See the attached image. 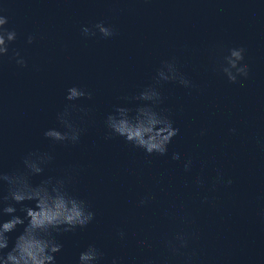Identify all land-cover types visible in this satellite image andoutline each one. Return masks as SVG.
<instances>
[{"label":"water","instance_id":"obj_1","mask_svg":"<svg viewBox=\"0 0 264 264\" xmlns=\"http://www.w3.org/2000/svg\"><path fill=\"white\" fill-rule=\"evenodd\" d=\"M0 6L17 32L9 55L19 51L28 65L8 58L0 65V169L22 170L28 153L46 152L53 160L32 183L69 178L71 193L95 212L85 229L56 236L63 244L56 264L264 158V0H0ZM101 21L117 35H82V27ZM233 47L246 50L250 69L236 84L213 71L220 50ZM173 58L194 87L159 86L160 107L179 129L168 154L146 156L122 138L105 139L107 115L137 107L125 98L151 85L161 63ZM73 86L92 95L73 102L83 110L73 112L80 141L53 143L44 132L60 128L57 114ZM145 197L151 199L138 206ZM22 231L9 234L5 251Z\"/></svg>","mask_w":264,"mask_h":264},{"label":"clouds","instance_id":"obj_2","mask_svg":"<svg viewBox=\"0 0 264 264\" xmlns=\"http://www.w3.org/2000/svg\"><path fill=\"white\" fill-rule=\"evenodd\" d=\"M6 9L0 6V65L4 59L15 61L19 68H26L27 61L21 57L19 51L9 49L17 40L15 29H9L8 17L4 14ZM85 38H93L99 34L102 39H110L117 35L116 30L106 26L105 22L81 28ZM35 36L29 35L27 43L33 44ZM219 61L213 67L214 72L221 73L229 83L236 84L238 78L248 79L250 69L244 62L245 49L233 47L227 49V54L221 49ZM163 83H178L185 88H192V82L181 73L175 58L163 61L153 83L131 98L139 102L134 109L116 107L107 115L104 123L107 129L105 139L122 138L126 144L142 150L146 156L163 157L168 154V146L179 134V129L174 127L167 109L160 106L163 97L159 86ZM66 100L70 102L61 113L57 114L60 128L48 129L44 132L45 139L60 144L76 145L81 138V129L73 120V112L83 111L73 103L81 99H92L87 90L73 86L67 89ZM62 129V130H61ZM233 132L235 129L232 130ZM173 161H179V153H173ZM53 157L48 153L34 151L23 158V169L12 173H5L0 169V217L9 216L7 221L0 222V264H56V254L63 249L56 236L62 233H74L77 229H85L95 219V212L85 199L74 196L69 190V178H52L41 180L33 184L32 178L41 176L45 167ZM192 161L189 159L184 164V171L191 170ZM222 182L218 175L216 183ZM198 186H203V179L197 178ZM228 180L227 184L231 185ZM6 186V189H5ZM151 197L140 200L138 206L146 205ZM25 202H34V207L25 206ZM207 202V199H205ZM17 205L23 217L16 215ZM22 227L23 231L15 239L11 250L9 248V234ZM124 237V233H119ZM193 238L186 232H177L175 236L166 241V247L172 255H182L181 250L189 247V240ZM103 253L94 245L89 244L86 250L79 254L78 264H99ZM112 264H118L113 260ZM185 264H191V255L187 256Z\"/></svg>","mask_w":264,"mask_h":264}]
</instances>
